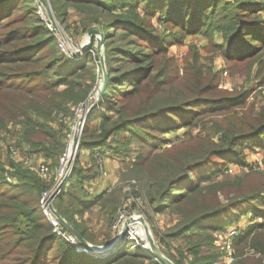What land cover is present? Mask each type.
<instances>
[{
	"label": "trees",
	"instance_id": "trees-1",
	"mask_svg": "<svg viewBox=\"0 0 264 264\" xmlns=\"http://www.w3.org/2000/svg\"><path fill=\"white\" fill-rule=\"evenodd\" d=\"M67 1L93 3L95 9L121 7L110 26L129 41L119 42L115 32L102 29L108 79L80 140L91 151L94 163L85 174L76 160L61 195L54 200L55 208L76 226V214L84 216L95 205L104 211L108 207V224H112L122 200L121 187L89 196L80 185L96 175L94 153L123 154L131 143H137L134 165L144 167L152 177L145 194L153 211L178 215L174 227L165 233L170 242H179L178 255L171 253L174 262L219 264L222 254L212 250L213 232L235 223L247 211L264 217V170L226 172L232 161L247 163L244 146L264 147V103L258 109L254 104L243 109L237 118L242 125L226 122L219 141L201 133L171 143L164 132L197 126L201 118L213 115L209 111L242 106L246 97L240 95L236 101L235 95H219L218 77L205 76L196 61L189 60L180 77L177 57L164 62L169 40L156 33L152 19L164 14L165 21L188 32L221 31V47L233 64L231 69L245 63L244 70L264 82V0ZM35 4L36 0H0V127L8 128L11 121L23 123L17 144L30 153L48 150L46 145L55 143L63 151L64 143L51 121L59 112L64 115L70 110V101L76 104L88 98L102 67L91 54L68 61ZM51 184L35 171L0 156V264H141L149 257L150 250L133 247L132 242L108 256L78 251L53 230L43 211L41 196ZM253 224L235 242L250 241L264 252V222ZM78 230L89 239V226ZM170 242H166L169 250ZM236 264L245 263L238 260Z\"/></svg>",
	"mask_w": 264,
	"mask_h": 264
},
{
	"label": "rangeland",
	"instance_id": "rangeland-1",
	"mask_svg": "<svg viewBox=\"0 0 264 264\" xmlns=\"http://www.w3.org/2000/svg\"><path fill=\"white\" fill-rule=\"evenodd\" d=\"M49 1L52 6L55 19L60 29L63 30L62 32L65 36L61 35L58 30L56 31L54 25H52V27L54 28L53 33L55 36V33H58L59 37H56L58 40L59 50L65 55V58L68 61L86 59V57L91 54V57L96 61L97 64L102 67V58L105 65V51L103 49V46L106 40V35L100 48H98L97 45V35L95 36L94 41L90 46H83V44L86 43L89 39L88 31L91 28H98L101 31L102 29L107 28L108 30L115 32V39L117 41L122 43H127L129 41L128 36L123 34L122 31H114V28L110 26L114 22L117 12L121 11V7L117 8L118 10H108L105 8L95 9L93 8V3H80L78 5H72L67 0H60L59 3L55 2L54 0L55 9H53L52 1ZM35 5L37 6V4ZM37 9L39 12L38 6ZM145 10V6L142 5L140 8L141 14H144ZM44 12L47 19L51 21L50 16L47 12V8L45 6ZM56 13H58V15ZM163 17L164 14L156 15L155 17H153L152 23L154 25V30L156 31V33L162 36H166L169 40L167 58L164 59V62L169 61L168 57H177V61L179 62V66L181 68H179L178 70L179 76L182 77L185 73L186 63L189 60L196 61L197 65L202 69L205 76L210 79L218 77L220 83L218 87L219 95H235L237 96V98H235L236 101L240 99V95L241 97H243V95H245L246 97V99H244L246 100V104L242 106H230L228 108L219 109V111L216 112L209 111L212 112L213 115L208 116L204 119L201 118L197 126H182L176 130L164 132L163 135L167 138H171V143L177 141L181 142L182 140L189 139L191 135L196 136L201 133H203L204 135L208 134L214 140L219 141L225 128L226 122H230V124L235 123L236 125L240 126L243 123L240 120L237 121V118L238 115L241 114V111L243 109L248 110L252 104H254V106L258 109L264 103V82L261 81V77H255L252 72H246L244 70L247 69V65L245 63H239L238 66L234 65L233 69H231L230 66L233 64L227 61L224 51L221 47L224 41V37L221 31L216 29L211 31L199 30L197 32H188L183 28H179L178 25L176 26V24H169L164 20ZM61 40L64 42V47L61 46ZM85 76L86 78H89V73H86ZM104 82L105 78L102 70L101 76L97 77L96 81L91 87L88 98L85 101H80L76 104L70 101V110H68L64 115L63 113L59 112L57 116L52 119L51 124L57 131L60 141L64 143L63 151H58L60 145L58 143H55L54 145H46L47 147H49L48 150L43 149L40 150V152L37 151L35 153H30L25 146L17 144V140L19 141L18 135L21 139L20 132L21 129L24 128V124L21 122L11 121L8 125V128L0 127L1 159L6 162H13L17 167L31 169L36 173H38L41 164L44 163L50 165L53 168L52 176L47 180L52 181V184L50 186L51 188L57 175L60 180L67 173L69 166L67 167L66 165V168H64L63 162L64 158L66 157L65 153L69 147L71 136L73 135V131L75 129L74 127L76 126L80 117H82L85 111L89 107H91V105L99 97L100 90L103 87ZM171 85L178 86L176 84ZM60 88H63V86H61ZM169 91L173 92L174 89H170ZM159 94H163V92H160ZM230 104L231 103L227 105ZM11 147H16V152H14ZM130 147L131 148H128L126 152H122L123 154L115 155L112 152H109L110 155L113 154L118 158L115 162L116 166H114L113 168L114 170H119L120 176L119 179H117L108 188L110 191L112 188L120 186L123 194L122 200L120 201L118 208L114 213V217H116L118 209L124 204L123 200L125 201L130 193H134V195L140 197L143 201V205L142 208L137 209L136 212L144 217L146 224L151 230V235L154 237L158 250L174 262V258L171 253L178 255L179 242H170L166 238L165 233L174 227L177 222L178 215L171 212L170 210L163 213H155L153 211L152 206L150 205L149 200L145 194V190L150 185L152 177L150 176L147 169L142 166L136 167L134 165V160L139 149L138 144L131 143ZM83 151H89V149L82 147V145L79 143L73 165L76 163V160L79 159V161L77 162L78 165L83 166L85 168L84 173L88 174L89 172L87 169H89L90 164H93L94 162H92L91 158L92 153ZM95 154L96 153H94L96 167H93L92 171L99 174ZM243 155H245L247 163L240 160L232 161L227 166V173L234 175L236 173H242L244 171L248 172L250 170H264L263 146L257 145L253 147L246 145L243 147ZM57 159L59 161L58 164ZM80 160L83 164H81ZM105 165L106 168H108L107 163ZM72 169L73 166L71 167V171ZM38 175L40 174L38 173ZM73 182L77 183V180L73 179ZM223 201H226V199H223ZM135 205L136 204H133V206ZM107 211H109L108 207L104 211L101 206L95 205L91 210L86 211L84 216L76 214L75 219L77 220L78 225H72L77 230L78 227L83 228L85 227V225L89 226V232L91 234L87 232L89 239H85L89 244L99 249L109 247L114 236L111 231L112 224H108L110 223V220L109 216H107ZM256 221L264 222V217L255 216L251 211H247L246 213L241 215V218L235 223L223 226L222 228L216 229L213 232L215 235V247L212 248V250L222 254L219 264H236L238 260H242L245 264H264V252L255 249L250 241L235 242L236 236L241 231L250 229L251 226L254 225L253 223H255ZM140 225L141 224H138L137 226ZM61 228L63 231H66L67 235L70 234L78 243L81 244L79 239L75 237V235L71 233L63 224H61ZM231 231L237 232L232 236V238H227V236L230 235ZM56 233L60 235L58 232ZM137 234L139 235H137V238L140 241V244L143 245L141 246L142 249H144L145 251L149 250L146 247V245L149 244L148 238L143 237L142 234ZM138 240L135 239L134 241L136 245ZM73 242L76 243L74 240ZM166 242H170V244L172 245L170 247V250L166 247ZM228 244H230V247H228ZM227 248L228 250L231 249L234 253V260L232 261L228 259ZM147 255L149 257H146L141 264H163L159 260L154 262L152 261L151 258L154 257L152 252H148Z\"/></svg>",
	"mask_w": 264,
	"mask_h": 264
},
{
	"label": "water",
	"instance_id": "water-1",
	"mask_svg": "<svg viewBox=\"0 0 264 264\" xmlns=\"http://www.w3.org/2000/svg\"><path fill=\"white\" fill-rule=\"evenodd\" d=\"M40 1L47 8L48 15L50 16L51 22L54 25V27L56 28V30L63 31L62 29H60V27H59V25H58V23H57V21L55 19V16L53 14V10H52V6L50 4V1L49 0H40ZM96 35L98 37V44L97 45H98V48H100L101 45L103 44L105 33L103 31L99 30L98 28H91L88 31L89 39H88V41L86 43L83 44V46H85V47L90 46L93 43L94 38H95ZM101 63H102V70H103L105 82L103 84V87L100 90L99 97L91 105V107H89L85 111V113L82 115V117H80V119L77 122V125H76L77 129H76L75 138H74V145H75L76 148L79 147V143H80L79 141H80L81 132L83 130V127L85 126V123H86L87 119L90 117L91 113L99 106L100 99H101V97L104 94L105 84H106V81H107V72H106L105 65L103 63V59L102 58H101ZM75 155H76V153L74 151V155L70 159V162H69V169H68L66 175L62 179L63 180V184L55 187L51 191V193L49 195V198H48L49 199L48 206H49L50 210L53 212V214L62 222V224L71 233H73L75 235V237H77L79 239V241L81 242L83 247H85V248H87L89 250V253L91 255H93V256H108L109 254L112 253V251L115 249V247L118 246V244H120L123 240H126L127 229L129 227L130 222L136 221L138 219L144 220V222H145V219H144V217L142 215L141 216H137V217H132V218L128 219L126 221V223H125L124 228L121 231V234L118 237H116V238H114L112 240V243L110 244L109 247L99 249V248H96L95 246H92L91 244H89L87 242V240L81 235V233L75 227H73L72 224H70L66 220V218L54 206V199H56L60 195V192L64 188L65 183L67 182V180H68V178L70 176L71 167L73 166ZM147 227H148V225H147ZM148 239L150 241V244L146 245V247L152 252L153 256L157 260H159L163 264H176V263L173 262V260H171L170 258L165 256L163 253H161L158 250L157 245H156L155 240H154V237L151 235L150 232H149V235H148ZM80 250L83 251L81 248H80ZM80 250H78V251H80Z\"/></svg>",
	"mask_w": 264,
	"mask_h": 264
},
{
	"label": "built area",
	"instance_id": "built-area-1",
	"mask_svg": "<svg viewBox=\"0 0 264 264\" xmlns=\"http://www.w3.org/2000/svg\"><path fill=\"white\" fill-rule=\"evenodd\" d=\"M36 4L39 8V12L42 16V19L46 22L47 26L49 27V29L51 31L54 30V28L52 27V22L49 21L46 17V14H44V5L43 3H41L39 0H36ZM57 31V30H56ZM57 37H59L58 33H55ZM61 46H65L64 42L61 40ZM12 150L14 152H16V147H11ZM96 157V161H97V165H98V169H99V174L98 176L102 179L106 178L109 175V171L108 168H106V153H102V152H96L95 154ZM38 173L40 174L41 177H43L44 179H50L52 176V170L51 167L48 164H41L39 167V171ZM63 184V180H59V177L57 175L53 186L49 189L43 192L42 196H41V205L43 208V211L45 212V214L48 216V218L50 219L51 223L53 224V228L54 231L58 232L60 235H62L64 238H66L69 242H71L72 244H74L77 248V250H80V247L73 242V238L70 234H66V231H63L61 228V224L62 222L53 214V212L50 210L48 203H49V195L51 193V191L59 186ZM63 191V190H62ZM61 191V192H62ZM136 196V197H135ZM124 203V204H123ZM123 205L118 209L117 215L113 220V223L111 225V231L113 233V235L116 237H118L121 234L122 229L125 226V223L128 219L132 218V217H137V216H141V214H138L136 212L137 209H141L142 205H143V201L140 197H137V195H134V193H130L126 200H123ZM133 204H136L135 206H133ZM135 221L130 222L129 227L127 229V235H126V240H123L120 244L122 243H130L132 242V246H136L135 244V239L138 240L137 238V233L135 232ZM237 232V231H236ZM235 231H231L230 235L227 236V238H232V236L236 233ZM139 236V235H138ZM75 239V238H74ZM142 239V238H141ZM137 245H141L140 241L138 240ZM143 246V245H141ZM120 247V245L116 246L115 249L112 251H117V249ZM228 247H230V244H228ZM81 249L84 252H87L86 250H88L85 247H81ZM228 250V248H227ZM81 251V250H80ZM89 253V252H88ZM228 259H230V261L234 260V253L232 252L231 249L228 250Z\"/></svg>",
	"mask_w": 264,
	"mask_h": 264
},
{
	"label": "crops",
	"instance_id": "crops-1",
	"mask_svg": "<svg viewBox=\"0 0 264 264\" xmlns=\"http://www.w3.org/2000/svg\"><path fill=\"white\" fill-rule=\"evenodd\" d=\"M83 152L91 153L90 150L89 151H83ZM105 158H106L107 167L109 169L108 170L109 175L106 178L102 179L96 173L95 176L85 178L83 183H81V185H80L81 187L84 188V193L88 194L89 196H96V195L101 194L104 191H108L109 190L108 187L111 184H113L117 179H119V176H120L119 170H114V168H113L114 166H116L115 162L117 161L116 159H118V158L115 157L113 154L110 155L109 152L106 153ZM80 162H81V160H80ZM81 164H83V163L81 162Z\"/></svg>",
	"mask_w": 264,
	"mask_h": 264
},
{
	"label": "bare ground",
	"instance_id": "bare-ground-1",
	"mask_svg": "<svg viewBox=\"0 0 264 264\" xmlns=\"http://www.w3.org/2000/svg\"><path fill=\"white\" fill-rule=\"evenodd\" d=\"M61 35H64V33L62 31H59ZM65 36V35H64ZM77 125V124H76ZM74 131H73V135L71 136V139H70V142H69V147L65 153L66 157L64 158V162H63V167L66 168V165L67 167L69 166V161L70 159L73 157L74 155V151L75 153L77 152L78 150V147L76 148L75 145H74V138H75V133H76V129L77 127L75 126L74 127ZM66 172V171H65ZM66 175V174H65ZM64 175V176H65ZM63 179V178H62ZM60 179V181L62 180ZM135 231L136 233H139V234H142L143 237H147L148 238V235H149V232L151 233V230L149 229V227H147L146 223L144 222V220H141V219H138L135 221ZM138 224H141L140 226H137ZM73 240L77 243V245L81 248L83 247V245H81L80 243H78L74 238ZM149 241V239H148ZM149 244H150V241H149ZM148 244V245H149ZM120 245V247L117 249V251H119L122 246H123V243L122 244H118ZM141 246V245H140ZM89 252V250H86ZM113 253V252H112ZM111 253V254H112ZM110 255V254H109ZM95 258V257H94Z\"/></svg>",
	"mask_w": 264,
	"mask_h": 264
}]
</instances>
